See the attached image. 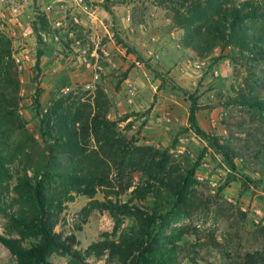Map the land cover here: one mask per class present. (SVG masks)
<instances>
[{"label": "rangeland", "instance_id": "rangeland-1", "mask_svg": "<svg viewBox=\"0 0 264 264\" xmlns=\"http://www.w3.org/2000/svg\"><path fill=\"white\" fill-rule=\"evenodd\" d=\"M42 1L14 0L0 7V28L14 39L20 65V112L30 132L42 142L40 119L44 110L64 95L81 108L78 121L87 119L91 107L95 112L98 101L103 114L117 121L118 138L132 140L133 147L142 148L148 159L155 149L169 155L161 179L150 178V192L142 200L133 196V191L138 185L146 186L149 172L155 175L153 166L147 163L138 172L118 176L115 166L109 164L112 185L99 187L93 198L73 192L74 200L65 202L56 230L65 235L75 233V248L82 252L95 242L118 239L112 235L115 220L111 213L86 208L91 200L113 199L131 202L147 212L157 207L167 212L180 189L167 182L175 183L174 177L200 162L183 205L157 227L158 243L179 264H264V111L237 102L240 95L257 94L252 89L253 79L264 84V61L250 68L232 56L216 63L201 58L184 47L186 33L177 27L171 11L160 5L161 0H85L92 7L110 9L105 13L109 32L104 24L95 30L90 26L91 16L78 0ZM252 1L264 14V0ZM10 5L17 6L18 12L5 10ZM60 20L61 27L57 25ZM255 24L264 26V20ZM98 37L101 42L97 45L94 39ZM39 49L43 54L41 69L37 70ZM103 50L110 52L112 61ZM216 53L219 55L220 50ZM185 54L190 59L205 60L203 68H194ZM88 62L103 66L90 88L87 83L93 69L88 68ZM72 65L78 68L77 74H71ZM259 86L258 93L264 97V86ZM194 100L199 125L228 150L235 168L191 125ZM86 141L89 159L84 166L89 170L97 164L91 153L100 151V145L93 133ZM105 166L101 163L96 168ZM49 188L60 191L55 183ZM5 222L0 215V233H5ZM137 227L135 216H125L119 233L135 234ZM50 260L69 264L70 257L53 254ZM89 261L123 264L110 256L108 249L99 258L89 257ZM0 264H18L2 243Z\"/></svg>", "mask_w": 264, "mask_h": 264}, {"label": "trees", "instance_id": "trees-1", "mask_svg": "<svg viewBox=\"0 0 264 264\" xmlns=\"http://www.w3.org/2000/svg\"><path fill=\"white\" fill-rule=\"evenodd\" d=\"M234 2L161 0L160 5L171 11L177 27L186 33L184 47L212 63L232 56L233 60H242L250 68H255V63L264 61V26L255 24L264 20V14L252 0L240 4ZM107 10L111 12L109 8ZM217 50H220L219 55H216ZM42 54L43 50L39 49L37 70L41 69ZM259 85L264 86L260 79H253L252 89L257 94L240 95L237 102L264 111V97L258 93ZM70 98L62 95L54 99L51 108L40 119L42 142L38 141L20 112V65L14 39L0 28V215L6 219L0 243L9 249L18 264H56L50 260L53 254L69 256V264H90L89 257L99 258L107 249L110 256L117 257L123 264H179L168 257L163 250L164 245L158 243L157 227L169 221L183 205L200 162L174 177L175 183L167 182V185L180 188L173 207L167 212L158 207L147 212L131 202L113 199L91 200L86 208H99L111 213L115 220L112 235H118V239L95 242L82 252L75 248L78 244L75 233L65 235L56 230L66 208L65 202L74 200L73 192L93 198L99 187L112 185V166L109 164L115 166L118 176L138 172L147 163L153 166L155 175L153 171L149 172L146 186L138 185L133 191V196L142 200L150 192V178L161 179L160 173L166 170L169 160L167 151L161 153L155 149L148 159L140 150L142 148L133 147L132 140L118 138L117 121L103 114L98 101L95 103L97 110L94 112L91 107L87 119L78 121L76 118L79 119L81 108ZM197 113V101L194 100L189 117L191 125L235 168L228 150L201 128ZM91 133L97 137L100 151H92L97 164L88 170L84 166L85 160L89 159L85 146ZM37 149L39 152L36 153ZM101 163H105L107 168H96ZM54 183L60 191L50 190L49 185ZM162 183L166 184L163 179ZM125 216L137 218L135 234L119 233Z\"/></svg>", "mask_w": 264, "mask_h": 264}, {"label": "crops", "instance_id": "crops-1", "mask_svg": "<svg viewBox=\"0 0 264 264\" xmlns=\"http://www.w3.org/2000/svg\"><path fill=\"white\" fill-rule=\"evenodd\" d=\"M14 0H8L7 1V5H8V3L9 2H13ZM89 1H92L93 2V0H89ZM42 3H45V0H43L42 1ZM5 4V5H6ZM89 5V4H88ZM2 5H0V7H1ZM12 6L13 5H10V6H7V8H5V10H12ZM89 10L87 11L89 14H90V16H91V21H90V26H92L93 27V29L95 30L96 28H98V27H100L101 26V24H104V27L106 28V30H107V32H109V30H108V21L105 19L106 17H105V13L106 14H109V11L105 8V7H102V6H100V5H95V6H90L89 5V8H88ZM1 10V9H0ZM43 10H45L46 12H48V9H47V7L44 5V9ZM10 12V11H9ZM11 14V16L13 15V16H16L14 13L12 14V13H10ZM49 14V13H48ZM101 14H104L103 15V17H100L101 16ZM107 16V15H106ZM12 21H13V19H12ZM11 21V22H12ZM62 21V20H61ZM146 30H147V27H146ZM94 41L97 43V45H98V43H100L101 41H99V37L97 38V40H95L94 39ZM118 50L119 51H121V46H118ZM109 52V51H108ZM149 52H152V51H149ZM97 53V51H95V53H93L94 55ZM153 53V52H152ZM109 57H108V60L109 61H112L113 59L111 58V54H110V52H109ZM185 56V58H187L188 56L185 54L184 55ZM188 60L190 59V58H187ZM189 62V61H188ZM59 65V64H58ZM186 66H188V65H186ZM57 69H59V70H61L62 69V66H59V67H57ZM78 68L77 67H75V66H73L72 65V67L70 68V72H71V74H77L78 73V71L79 70H77ZM181 69H182V67H181ZM133 83V82H132Z\"/></svg>", "mask_w": 264, "mask_h": 264}, {"label": "built area", "instance_id": "built-area-1", "mask_svg": "<svg viewBox=\"0 0 264 264\" xmlns=\"http://www.w3.org/2000/svg\"><path fill=\"white\" fill-rule=\"evenodd\" d=\"M7 1L8 0H0V5L6 4ZM78 2H79V5H81V7H82V9L84 11L87 12L89 10L88 9L89 8V5L85 3V0H78ZM18 10H19V8L17 6L12 7V11L13 12L16 13V12H18ZM1 14L2 15L4 14V11L3 10L1 11ZM57 25L59 27H61L63 25V21H61V20L60 21H57ZM103 52H104L105 56H107V57L110 56L109 55V52L107 50H103ZM151 54H153V53L151 52ZM188 61L196 69L203 68V66L205 64V60H201V59H198V60H196V59L195 60L194 59H189ZM87 66H88V68H92L93 69L92 79H91L90 82L87 83V87L90 88L92 86V83L93 82H96L99 79V77H100L99 70H101L103 66L101 64H99L98 62H95V63L88 62L87 63ZM216 74L218 75V71H216ZM44 112L47 113L48 112V109H45ZM168 120H170V119H168Z\"/></svg>", "mask_w": 264, "mask_h": 264}]
</instances>
